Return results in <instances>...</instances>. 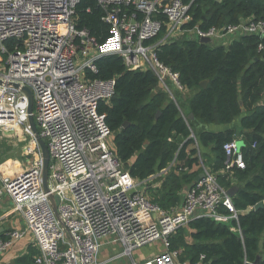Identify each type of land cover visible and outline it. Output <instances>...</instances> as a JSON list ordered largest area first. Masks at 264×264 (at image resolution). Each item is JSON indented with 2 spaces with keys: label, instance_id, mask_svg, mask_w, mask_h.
Listing matches in <instances>:
<instances>
[{
  "label": "built area",
  "instance_id": "1",
  "mask_svg": "<svg viewBox=\"0 0 264 264\" xmlns=\"http://www.w3.org/2000/svg\"><path fill=\"white\" fill-rule=\"evenodd\" d=\"M79 2L0 0V128L28 140L22 151L27 165L8 174L0 167V202L8 196L25 222L0 238V254L30 233L39 252L34 264H103L99 254L108 237L120 243L124 257L161 243L163 250L144 264H205L204 255L195 263L181 261L182 250L171 249V237L198 218L238 221L228 191L204 167V177L188 189L180 207L166 211L154 204L146 181L132 177L117 158L106 116L99 113L100 104L114 97L116 80L95 79L87 71L97 74L99 58L119 55L130 69L152 70L175 100L171 84L180 91L184 87L179 74L157 59L162 42L181 33L211 42L231 35L264 38V21L186 31L192 18L183 0H97L110 26L109 36L99 42L88 29L77 28ZM157 15L166 16L167 35L159 43H147L162 31ZM26 86L33 92V116L50 152L49 193L43 189L42 153L22 92ZM224 150L227 168L245 169L236 139Z\"/></svg>",
  "mask_w": 264,
  "mask_h": 264
},
{
  "label": "trees",
  "instance_id": "2",
  "mask_svg": "<svg viewBox=\"0 0 264 264\" xmlns=\"http://www.w3.org/2000/svg\"><path fill=\"white\" fill-rule=\"evenodd\" d=\"M190 5L191 21L184 30L199 27L209 30L237 25L248 20L264 21V0H183ZM106 13L97 0H80L75 23L79 30L88 29L91 36L104 41L110 33ZM160 34L151 42L159 43L167 35L168 20ZM171 37L156 49L157 59L179 74L181 85L191 98L172 96L162 87L152 70L130 69L119 55L99 58L97 74L92 78L116 80L115 95L99 106L113 134L114 151L124 169L140 182H149L158 172L175 165L164 176L149 184L146 194L166 211L181 206L180 194L196 184L203 171L201 162L217 175L225 189L237 188L232 198L238 221L217 222L198 218L171 237V249L182 250L181 261L195 263L204 255L205 264H264V38L246 34L229 45L211 46L184 34ZM263 49L260 50L259 46ZM207 81L206 87L201 84ZM187 106L193 119L183 112ZM243 109L245 112H243ZM240 119V133L207 130L209 125H230ZM128 122L129 125L124 127ZM202 130L192 137L195 128ZM239 135L243 139L241 153L245 169L227 168L224 145ZM199 144L215 154L199 159ZM161 182L158 189L154 184ZM156 190L164 191V194ZM225 213H229L223 210ZM244 213V214H241ZM244 232V238L242 233ZM3 238V237H2ZM190 239V240H189ZM15 264H34L33 257L24 256Z\"/></svg>",
  "mask_w": 264,
  "mask_h": 264
},
{
  "label": "crops",
  "instance_id": "3",
  "mask_svg": "<svg viewBox=\"0 0 264 264\" xmlns=\"http://www.w3.org/2000/svg\"><path fill=\"white\" fill-rule=\"evenodd\" d=\"M160 87L163 88L161 84H160ZM170 89L174 92V94L176 93H178V95L183 94L185 98L186 97L191 98L195 94V92L193 91L188 92L187 90H185V88L183 91H180L176 88V86H174V84H171ZM183 112L188 116L187 118L190 117L191 113L187 106H184ZM206 127H208L207 130L214 131V132H224L229 129H234L233 126H221V125H214V124L206 126ZM2 129L3 128H0L1 131H3ZM201 130L202 128L196 127L195 133L193 132L192 135L195 137L196 135L199 134ZM240 131L241 130H240V120H239V130L237 131L238 134L240 133ZM4 134L8 137L9 136L10 137L21 136V135H17L16 133L12 131H8V130H6V133L4 132ZM1 142L2 140H0V143ZM3 144L4 143H2L1 145ZM7 144L9 145V142ZM197 147L200 153L199 159L202 161L204 157L206 164H208L207 161L209 157L211 160V164H212V162L215 160V154L212 153L211 147L203 148L200 144ZM2 148L0 149L1 151L0 154H2ZM21 157L23 159V164L20 163L19 161L14 162V160H11V161L9 160L8 162H5V163L0 162L2 173L8 174L12 172H17V171L10 169L13 166L16 168L20 166V168H22L25 163V159H26L23 152L20 158ZM8 159H10V156H8ZM174 165H175V161L168 167L169 170H171V168ZM201 167L203 171H204V167L211 171L208 165L203 164V161L201 162ZM203 171H201L200 174H203ZM160 176H162L161 172H158L156 176H153L152 178H150L149 181L157 177H160ZM187 191H188V188H186L184 191V198H185ZM24 225H25V222H24V218L22 214L14 210V204L8 196L4 197L3 200L0 202V238L2 237L5 238V236L13 230L22 229ZM162 250L163 248L161 246V243H155L148 247L135 251L132 257H124V256H120V254L122 253V246L120 245V243L117 241H114V239L112 238H108L102 243V247H101L100 254H99V261L102 262L103 264H133L134 262L138 264H144V263H147L153 260L155 256L158 255ZM38 254L39 252L36 246V241L34 239V236L30 233H27L22 239L17 241L13 246H11L5 252L0 254V264H15L16 260L24 256L33 257V260H34Z\"/></svg>",
  "mask_w": 264,
  "mask_h": 264
},
{
  "label": "rangeland",
  "instance_id": "4",
  "mask_svg": "<svg viewBox=\"0 0 264 264\" xmlns=\"http://www.w3.org/2000/svg\"><path fill=\"white\" fill-rule=\"evenodd\" d=\"M189 37H191V34H187ZM183 36H186L184 34H179V35H176L174 38H182ZM238 38V35H231L229 36L227 39H225L224 41L220 40V41H217V40H213L210 44L211 46H218V45H229L233 40L237 39ZM239 118L236 119L232 124L230 125H224V126H233V128L235 130H239ZM208 129V127H206ZM3 131L0 130V140H2V142L0 143V149L2 148V154H0V162L2 163H5V162H8L9 160H14L15 161H19L20 163L23 164V159L22 157L20 158L21 154H22V151L25 147V145L28 143V140L26 139V137H24L23 135L22 136H16V137H8L4 134V132L6 133V130L2 129ZM23 138V140H22ZM111 139H113V136L111 137ZM236 141H237V146L239 149L242 148L244 142H243V139L240 137V136H237L236 137ZM9 142V145L7 144ZM2 143H4L3 145H1ZM113 144V142H111ZM114 146V145H113ZM1 152V151H0ZM20 155V156H19ZM8 156H10V159H8ZM16 158V159H15ZM18 158V160H17ZM21 164V165H22ZM28 163L26 162L25 160V163L24 165H27ZM19 165V164H18ZM23 165V166H24ZM11 170H14V171H19L21 168L20 166L18 168L16 167H11L10 168ZM164 176V175H162ZM160 176V177H162ZM159 178V177H157ZM155 178V179H157ZM155 179H152L150 180L149 182H146L145 185H144V188L145 190L148 189L149 187V184L147 183H152L153 180ZM160 187L161 186V182H158V183H155L154 184V187ZM154 188V189H158V188ZM158 191V194L161 193V194H164L165 192L164 191H161V190H156V192ZM151 194L149 195V193L147 194L149 199H152L151 196L152 194H154V190H152L150 192ZM156 194V193H155ZM151 196V197H150ZM179 198H180V203L182 202L183 198H184V194H180L179 195ZM110 238V237H108ZM108 238H104L103 241H105L106 239Z\"/></svg>",
  "mask_w": 264,
  "mask_h": 264
},
{
  "label": "water",
  "instance_id": "5",
  "mask_svg": "<svg viewBox=\"0 0 264 264\" xmlns=\"http://www.w3.org/2000/svg\"><path fill=\"white\" fill-rule=\"evenodd\" d=\"M200 43L202 44H210L211 43V39L210 38H201L200 40ZM208 84L207 81L203 82L201 84L202 87H206ZM15 88H19L18 85H14ZM22 92L27 95L28 97V100H29V108H28V113H29V124L31 126V129H32V132L33 134L35 135V138H36V141L37 143L39 144L40 146V149H41V153H42V159H43V176H42V179H43V189L46 193H49L50 190H49V165H50V152H49V148L45 142V140L41 137L39 131H38V128H37V125H36V122H35V119H34V116H33V105H34V95H33V92L31 90V88L29 87H23L22 88ZM243 112H245V110L243 109ZM190 119H193L194 118V115L193 114H190ZM129 125L128 122H126L124 124V127H127ZM204 177V174H200V176L197 178V182H199L202 178ZM236 191H237V188L234 187L230 190H228V195L233 198L236 194ZM51 201H52V208H53V211L57 217V219L60 221V214H59V211H58V205H57V200L54 196H51ZM264 207V202H260L259 204H257L255 207H254V210H259L261 208ZM241 214H244V213H241ZM244 232L242 233V237L244 238ZM261 263V259L259 258L254 264H260Z\"/></svg>",
  "mask_w": 264,
  "mask_h": 264
},
{
  "label": "bare ground",
  "instance_id": "6",
  "mask_svg": "<svg viewBox=\"0 0 264 264\" xmlns=\"http://www.w3.org/2000/svg\"><path fill=\"white\" fill-rule=\"evenodd\" d=\"M192 137H194V136L192 135Z\"/></svg>",
  "mask_w": 264,
  "mask_h": 264
}]
</instances>
